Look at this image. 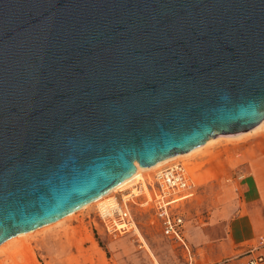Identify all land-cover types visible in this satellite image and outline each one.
I'll list each match as a JSON object with an SVG mask.
<instances>
[{"label": "water", "instance_id": "obj_1", "mask_svg": "<svg viewBox=\"0 0 264 264\" xmlns=\"http://www.w3.org/2000/svg\"><path fill=\"white\" fill-rule=\"evenodd\" d=\"M264 119V0H0V245Z\"/></svg>", "mask_w": 264, "mask_h": 264}, {"label": "crops", "instance_id": "obj_2", "mask_svg": "<svg viewBox=\"0 0 264 264\" xmlns=\"http://www.w3.org/2000/svg\"><path fill=\"white\" fill-rule=\"evenodd\" d=\"M245 133L241 155L236 160L233 155L232 159L226 158L222 174L197 186L190 179L186 192L167 196L166 200H177L170 204L171 215L183 221L179 240L164 234L155 202L159 191L152 186L153 194L144 204L152 203L161 231L151 230L141 235L132 218L140 237L135 232L128 234L129 229L114 231L104 224L108 233L121 234L115 238L114 246L118 251H115L114 262L246 264L254 255H261L264 264V127ZM211 169L212 164L205 165L200 175ZM186 194L191 195L183 197ZM129 196L131 194L126 195ZM134 241L136 251L129 247Z\"/></svg>", "mask_w": 264, "mask_h": 264}, {"label": "rangeland", "instance_id": "obj_3", "mask_svg": "<svg viewBox=\"0 0 264 264\" xmlns=\"http://www.w3.org/2000/svg\"><path fill=\"white\" fill-rule=\"evenodd\" d=\"M244 136L214 138L217 140L209 142L205 148L190 157L143 172L142 179L131 182L125 188L111 193L110 196L86 209L79 210L59 222L37 229L26 237L1 244L0 264H117L114 262V256L118 249L115 250L114 243L121 234L106 231L99 215L100 202L108 199L117 201L119 205H124L126 202L127 210L141 235L151 230L161 231L152 203L144 204L146 198L149 200L153 194L150 186L157 191L154 179L156 172L171 165L181 164L186 168L191 181L196 186L202 185L205 180L222 174L226 158L232 159L233 155V159L236 160L241 155ZM210 164H212V173L206 172L200 175L203 167ZM128 194L131 196L127 198ZM137 229L132 223L128 234L135 232L136 236L140 237ZM129 247L132 251L138 250L135 241L131 242Z\"/></svg>", "mask_w": 264, "mask_h": 264}, {"label": "built area", "instance_id": "obj_4", "mask_svg": "<svg viewBox=\"0 0 264 264\" xmlns=\"http://www.w3.org/2000/svg\"><path fill=\"white\" fill-rule=\"evenodd\" d=\"M154 179L159 191L158 197L155 198L157 217L161 219L163 232L166 236L179 240L183 221L180 217L172 216L169 210L170 204L177 200H166V198L170 193L180 194L190 188L189 174L183 165L175 164L156 172ZM190 195L186 194L183 197ZM113 202L115 205L104 207L99 211L100 218L108 228L114 231H126L132 225V219L127 210L126 202H124V205H119L117 201ZM262 263L263 257L261 255H254L246 262V264Z\"/></svg>", "mask_w": 264, "mask_h": 264}, {"label": "bare ground", "instance_id": "obj_5", "mask_svg": "<svg viewBox=\"0 0 264 264\" xmlns=\"http://www.w3.org/2000/svg\"><path fill=\"white\" fill-rule=\"evenodd\" d=\"M263 127H264V119H263L262 122L259 123V124L253 129V130H260V129L263 128ZM256 132H257V131H256ZM245 134H247V133H245ZM245 134L242 133V134H239V135H237V136L239 137V136H242V135H245ZM252 134H253V133H252ZM249 136H250V135H249ZM240 139H241V138H240ZM242 139H243V138H242ZM213 140L215 141V140H217V139H209V140H208L205 144H203L202 146H199V147H197V148H195V149H193V150L187 152L186 154L178 155V156L171 157V158H167V159H165V160H162V161L156 163L155 165H153V166H151V167H149V168H140V167H138V165H137L135 172H134L131 176H129L128 178H126L125 180H123L121 183H119L117 186H115L111 191L107 192L106 194H104L103 196L97 198L96 200L92 201L91 203H89V204L83 206V207L80 208L79 210L86 209V208H88L89 206H91V205L95 204L96 202H98L99 200H102L103 198H105V197H107V196H110L111 193H114V192H116V191H118V190H121L122 188H125V187H126L127 185H129L131 182H133V181H135V180H140V179H142V178H143V174H142L143 172H146V171H149V170H155V169H158V168L162 167L163 165H166L167 163L173 162V161L178 160V159H181V158L190 157V156L193 155L195 152H197V151H199V150L205 148V147L209 144V142H211V141H213ZM190 171H191V169H190ZM192 171H193V170H192ZM143 188H144V187H143ZM146 191H147V190H146ZM107 203H108V205H106ZM113 205H115V204H114V202L111 201L110 199H108L107 201L100 202V210H102L104 207L113 206ZM79 210H77V211H79ZM77 211H75V212H77ZM75 212H72V213L68 214L67 216H65L64 218H62V219H60V220L65 219L66 217L70 216L71 214H73V213H75ZM60 220H58V221H56V222H59ZM56 222H53V223H56ZM53 223H51V224H53ZM49 225H50V224H49ZM49 225H47V226H49ZM44 227H46V226H43L42 228H44ZM39 229H40V228H39ZM39 229H38V230H39ZM35 231H36V230H35ZM35 231L28 232V233H24V234H19V235H17V236H14V237L8 239V240L5 241L4 243H6V242H9V243H10L12 240H16V239H18V238L26 237V236H28V235L34 233ZM7 244H8V243H7Z\"/></svg>", "mask_w": 264, "mask_h": 264}]
</instances>
